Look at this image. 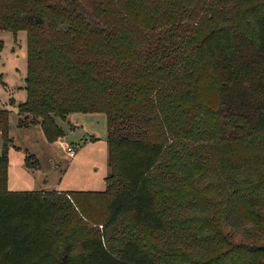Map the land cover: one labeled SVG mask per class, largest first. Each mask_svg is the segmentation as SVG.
I'll return each mask as SVG.
<instances>
[{"label":"trees","instance_id":"obj_1","mask_svg":"<svg viewBox=\"0 0 264 264\" xmlns=\"http://www.w3.org/2000/svg\"><path fill=\"white\" fill-rule=\"evenodd\" d=\"M47 2L0 4L1 28L27 33L20 124L55 141L56 117L103 112L109 172L104 190H10L13 139L0 108V264H264V8L245 20L218 14L214 25L210 0ZM202 139L240 170L229 192L199 183L206 169L190 176L203 165L195 157L180 174L175 158ZM169 149L173 184H156L150 173ZM174 187L180 201L167 196ZM229 207L242 232H225ZM124 213L141 232L115 252L108 229ZM221 243L206 260L197 249Z\"/></svg>","mask_w":264,"mask_h":264},{"label":"rangeland","instance_id":"obj_2","mask_svg":"<svg viewBox=\"0 0 264 264\" xmlns=\"http://www.w3.org/2000/svg\"><path fill=\"white\" fill-rule=\"evenodd\" d=\"M2 2L16 3L18 6L34 4L37 8L45 10L49 6L47 0H0V4ZM209 5L211 10L216 11L211 22L214 25H221L224 22L218 19V14L227 17L236 14L242 20L250 19L253 7L264 8V0H210ZM181 25L186 26V24H180L178 27L174 25V31L177 32V28ZM26 46L25 30L12 32L0 26V108L9 110V133L13 139L8 151V188L10 190H104L109 166L107 120L103 112H73L66 119L56 117V121L62 127L63 136L55 141L47 139L40 125L22 126L20 124L23 115L20 114L19 109L26 99L24 80L27 72ZM173 91L181 92L180 89ZM188 103L187 101L185 106ZM225 119L226 117H222L221 123ZM206 128L210 127L203 125V129ZM258 138L264 141V134H258ZM203 143L208 147H202L200 144ZM210 143L207 139L198 140L196 144L187 143L183 155H180L183 158H175L181 164L178 166L179 172L181 174L184 170L194 168L197 163L192 157H195L201 160L203 165L198 170H193L190 176L197 177L206 169V176L199 183L205 185L215 183L213 188L217 192H229L235 186L241 172L227 163L222 164L218 160L220 153L210 152ZM68 146L74 148L73 156L69 154ZM189 150L195 151V154L190 155ZM208 153L215 154V162L209 160ZM232 159L233 156H231ZM176 160L171 149L164 153L158 166L150 173L156 184H159L160 180L167 186L173 184L169 168ZM179 172L175 170V174ZM164 196L165 191L161 190V199H164ZM167 196L177 201L182 199L175 187ZM229 208L230 210L223 218L225 232L234 234L236 229L237 232H242L244 224H237L234 218L235 213L231 212V207ZM134 232L138 235L141 231L131 224L130 214L124 213L118 222L108 229V234L111 236L109 241L111 247L115 248V252H118L122 239ZM238 234L236 233L237 236ZM160 236L150 234L148 237L157 242V240L160 241ZM66 241L67 248L75 247L74 238L70 237ZM161 246L160 241L155 248L160 249ZM225 247L221 243L207 248L199 246L197 249L201 250V255L206 260L224 252L227 249ZM78 251L79 248L74 252Z\"/></svg>","mask_w":264,"mask_h":264},{"label":"built area","instance_id":"obj_3","mask_svg":"<svg viewBox=\"0 0 264 264\" xmlns=\"http://www.w3.org/2000/svg\"><path fill=\"white\" fill-rule=\"evenodd\" d=\"M67 150H68V152H69L70 155L73 156L75 154L74 148H72L71 146H68L67 147Z\"/></svg>","mask_w":264,"mask_h":264},{"label":"crops","instance_id":"obj_4","mask_svg":"<svg viewBox=\"0 0 264 264\" xmlns=\"http://www.w3.org/2000/svg\"><path fill=\"white\" fill-rule=\"evenodd\" d=\"M17 111H18V109H17ZM37 125H40V124H37ZM41 126V125H40Z\"/></svg>","mask_w":264,"mask_h":264}]
</instances>
